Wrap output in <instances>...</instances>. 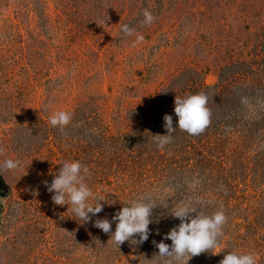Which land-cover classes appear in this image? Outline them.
I'll use <instances>...</instances> for the list:
<instances>
[{
    "label": "rangeland",
    "instance_id": "374dc122",
    "mask_svg": "<svg viewBox=\"0 0 264 264\" xmlns=\"http://www.w3.org/2000/svg\"><path fill=\"white\" fill-rule=\"evenodd\" d=\"M145 9L155 17L150 25L142 24ZM124 24L144 41L133 46ZM252 56H264V0H0V161L24 165L3 171L0 264H156L154 238L118 246L90 237L89 223L54 204L47 184L65 160H76L75 138L88 140L89 131L78 129L84 110L123 129L118 122L131 125V108L150 105L187 68L213 86L226 64ZM260 69L264 76V63ZM254 99L264 117V89ZM60 109L72 112L63 132L49 123ZM255 136L245 170L239 154L233 159L231 231L220 238L218 262L228 249L254 252L264 264V125ZM191 179L215 186L204 175Z\"/></svg>",
    "mask_w": 264,
    "mask_h": 264
},
{
    "label": "trees",
    "instance_id": "16d2710c",
    "mask_svg": "<svg viewBox=\"0 0 264 264\" xmlns=\"http://www.w3.org/2000/svg\"><path fill=\"white\" fill-rule=\"evenodd\" d=\"M263 63L264 56L259 59L252 56L248 61L234 60L223 67V76L213 86L205 83L202 72L187 68L175 76L172 83L163 86L159 98L150 105L131 108V125L127 126L126 117L118 122L119 126H124L123 129H116L101 122L97 115H91L92 112L83 111V122L78 129L79 132L88 130L89 137L88 140H84L83 136L75 138L74 158L90 169L88 178L93 194L104 200L101 201L103 210L88 222L90 237H111V233L95 227L94 221H112L113 215L124 203H130L145 192H154L158 197V205L152 212L153 222L149 225V236L154 238L149 244L152 248L162 240L171 245V240H165L164 236L180 223L171 212L179 203L189 199L200 201L194 206L202 214L212 215L222 210L227 216L223 234L230 233L229 218L232 214L228 205L232 198L230 191L234 188L231 179L232 169L235 168L233 159L239 154L238 168L245 170V158H242L246 154L245 147L255 141L256 131L264 125V117H260V102L254 99L264 89V76L260 69ZM188 72L193 75L185 78ZM175 81H179L181 86H177L179 83ZM201 92L208 96L209 125L199 135H190L177 127L171 134L172 142L163 150L159 149L154 135L167 133L163 119L165 114L172 115L174 127L178 122L174 112L176 95L184 97ZM243 97L248 98L247 105L242 103ZM80 143H84L83 146ZM193 175H204L207 183L215 184L219 190L215 191V186L207 184L193 186ZM123 183L129 186H123ZM139 185L143 189H138ZM8 190L6 177L0 174V195H5ZM115 227L116 221H112L113 232ZM230 251L225 249L226 253ZM220 256L221 253L205 252L193 256L188 262L219 264ZM156 264H163L161 257L158 256Z\"/></svg>",
    "mask_w": 264,
    "mask_h": 264
},
{
    "label": "clouds",
    "instance_id": "9594fccd",
    "mask_svg": "<svg viewBox=\"0 0 264 264\" xmlns=\"http://www.w3.org/2000/svg\"><path fill=\"white\" fill-rule=\"evenodd\" d=\"M143 16L142 24L145 25H150L155 19L148 9L144 10ZM121 30L126 36H135L133 46L144 41V36L128 24L122 25ZM242 103L247 105L248 98L243 97ZM174 104V112L178 117L177 125L173 126L172 115L165 114L163 119L167 133L154 135V142L161 150L172 142L171 134L175 128L178 127L190 135H199L210 123L211 112L208 107V96L205 93L184 97L176 95ZM71 120L72 112L64 109L52 112L49 117V123L62 132ZM4 151L5 149L0 146V154ZM23 166V161L20 159H5L0 161V174H3L5 170L20 172ZM90 175V169L79 160H65L51 183L47 184L48 191L52 193L53 203L59 206L69 205L75 217L82 221L81 224L89 222L104 207L101 203L104 200L95 197L91 187L86 183V177ZM157 199L153 192H145L130 203H124V206L112 217V221H116L114 232L112 221L108 219H96L94 226L105 233H111L112 240L118 246L129 240L143 243L150 235L149 225L153 222L152 212L158 205ZM94 200L95 203L92 202ZM195 203L200 201L194 202L189 199L179 203L171 212V215L178 218L180 223L164 236L165 240H171V245L163 240L156 244L163 264H182V262L187 264L188 260L195 255L205 252L220 253L218 247L227 216L222 210L212 215L202 214L194 206ZM193 213L197 214L193 216ZM219 264H257V254L230 251L224 255Z\"/></svg>",
    "mask_w": 264,
    "mask_h": 264
}]
</instances>
